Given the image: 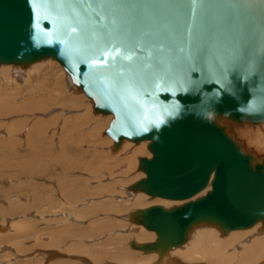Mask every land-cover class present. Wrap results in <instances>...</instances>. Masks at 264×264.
<instances>
[{
  "label": "water",
  "instance_id": "water-1",
  "mask_svg": "<svg viewBox=\"0 0 264 264\" xmlns=\"http://www.w3.org/2000/svg\"><path fill=\"white\" fill-rule=\"evenodd\" d=\"M45 59L114 114V149L149 141L130 188L184 201L135 210L158 235L134 248L161 260L199 222L264 230V195L237 188L264 182V158L222 122H264V0H0V65Z\"/></svg>",
  "mask_w": 264,
  "mask_h": 264
},
{
  "label": "bare ground",
  "instance_id": "bare-ground-1",
  "mask_svg": "<svg viewBox=\"0 0 264 264\" xmlns=\"http://www.w3.org/2000/svg\"><path fill=\"white\" fill-rule=\"evenodd\" d=\"M55 62L52 59H45L25 66V68L11 64L0 65V86H11L13 93L14 89L22 87V93L20 94L23 95L19 98L22 99V102L15 104L7 97L11 96L13 98L19 95V92L17 94L15 90L16 93L10 94V91H6L7 94H5V90L1 91L0 89V119L9 120L14 114L18 116L24 114L30 118L36 117L35 119L32 118L33 122L28 121L30 131L34 130L36 132H33V136L37 137V133H39V138H41L43 133L48 134L47 131L43 130L46 129L45 126L56 127L53 131L51 128L49 132L50 137H54L55 134L56 136L58 135V138H56L59 144L55 145L56 147L58 146L59 150L55 152H57L58 160L61 164V168L59 167L61 175L58 180L56 179L57 185L55 186L58 187L56 193L54 190H51L55 193L56 198H52L53 195L49 196V194L43 199L44 195H47L49 192L47 194L44 193L43 197H36V200L46 201L49 205V207L47 205L48 208L52 207L51 203H57L58 206L56 208H51L52 213L44 212L45 214H42L47 215L46 219L43 218L45 221H48H44L47 223L46 228H51L50 226L54 222L56 223V229L52 230L48 235L44 234L45 236L42 237V241L45 245L41 244L42 241L40 242V237L37 232L32 237L35 241L29 242V244L34 245L35 242L37 243L39 241L41 246H45L46 248H42L43 251L41 253L43 257L48 256L46 255L48 251L50 252L56 249L55 246L57 248L60 246V249L56 251L60 254L62 253L61 251L63 253L64 250L67 251L68 255L65 253L64 259L70 258L71 261H74L70 264H264V230H262V222H258L250 228L234 229L229 232H225V229L220 223L200 224L199 222L193 224L188 231L186 239L177 246L169 249L162 256L161 260H159L160 254L158 252L144 254L141 252L143 250L134 248L132 242L138 244L151 242L158 235L157 232L149 230L143 224L144 227L134 224L136 220L132 218V214L135 210L145 209L153 205H163L166 208H170L181 205L184 201L155 197L153 204L149 205L148 203L146 205V201H149L153 197L142 191L134 192L130 188L134 182L146 176L145 172L142 170V172L138 171V168L141 157H152V153L148 148L149 141L146 140L134 144L135 142L125 139L117 149H114L115 141L112 140V137V139L108 138V136L107 138H101L102 133H106L107 128L114 118V114H107L108 116H101V114L93 116L91 113L93 109L95 110V100L90 99L82 88L73 82L69 74V78L66 76L65 71L67 73L69 72L58 60V64H61L65 71ZM31 79L35 82L38 79L36 82V86L38 87H29L32 84H30ZM40 83L47 85H40ZM59 87L62 88L59 89ZM57 90H60V92L57 93ZM28 91L30 92L24 94ZM79 92L81 94H78ZM27 97L30 100L24 102L23 99ZM88 97L92 101L88 100ZM47 100L54 102L52 106L50 105L51 107L46 106ZM79 101H83L87 106L80 105ZM109 104L114 108L118 105L113 100H110ZM41 109L43 112L40 111ZM49 112H55L57 114L64 113L65 118L62 117L64 120L59 127L56 124L58 118H55V122L52 121V118V120L45 118ZM76 114L80 116L74 117ZM81 115L83 116L81 117ZM43 118L47 121L42 122L38 120ZM20 122L19 124H27L24 121ZM222 122L228 124V131L233 133L238 141L243 142V146L247 151L249 150L260 158H264V122L259 124L245 122L240 124L234 123L232 119ZM7 126L6 131L2 130L0 133L5 132L7 135L21 137L20 132L19 134L15 133L14 124ZM24 126L25 128L27 127L26 125ZM29 132L27 131V133ZM25 139H27V136H25ZM95 147L98 152V147L99 149L102 148V153H104L98 156L99 160L95 156L96 153L93 152L95 153L93 154L90 151V149ZM70 148L75 149L76 153L74 154V151L73 155L67 153ZM80 151L82 153H79ZM46 153L50 154L49 151ZM44 158L46 159V157ZM34 168L39 171L37 166ZM45 181H48V177ZM256 181H250L248 179L244 183L246 185L244 188L239 185L237 187L239 194L242 195L244 193V196H246V189L255 185L256 192L253 196H257V198L263 196L264 182L257 183ZM211 189L212 183L193 199L205 195ZM31 193L33 194L35 192L33 191ZM107 198H111V202ZM119 200L122 202H119ZM111 216L117 217L116 220L120 221L119 226L116 223L115 225L117 227L112 228L108 233L107 231L106 233L103 232V228L98 229L95 227L98 221H103L105 218L109 219ZM27 221H10L8 224L0 223V235H11L13 233L22 235L24 232L29 234L28 231H33L31 230L33 224H26ZM66 223L73 224L66 225ZM176 224L175 222L171 223V230L174 234L178 235L180 234V227H174ZM76 225L81 226L77 231L75 230L77 228ZM83 225L85 226L84 228ZM42 231L48 233L47 230ZM97 231H101V235H91V233H97ZM67 236H70V238L66 242H63L62 240ZM123 242L125 244L128 243L129 247H132L134 254L133 252L130 253L133 256H126L121 252L120 248ZM97 245L101 248L96 249ZM79 250H82L79 252L81 256L75 255ZM102 255L106 259L111 258L115 263L105 261V259H102Z\"/></svg>",
  "mask_w": 264,
  "mask_h": 264
},
{
  "label": "rangeland",
  "instance_id": "rangeland-1",
  "mask_svg": "<svg viewBox=\"0 0 264 264\" xmlns=\"http://www.w3.org/2000/svg\"><path fill=\"white\" fill-rule=\"evenodd\" d=\"M52 60L54 62L56 61L55 63L58 64L57 60H54V59H52ZM20 67H23V66H20ZM59 67L60 68L62 67L61 64L59 65ZM22 71H25V70H22ZM64 71H65V69H64ZM65 74L69 78V75L66 71H65ZM37 80H36V82H37ZM36 82L33 79H31L30 84L31 83L32 84L29 85V87L30 86L38 87V86H36ZM40 85H47V84L40 83ZM3 86H5V88H3ZM3 86H0V89H1V91L5 90L4 91L5 94H7L6 91L7 92L10 91L11 92V93L9 92L10 94H14L16 92L18 94V92H19V95L15 96L13 98L11 96H8L7 98H10V100L15 104H20L22 102V99H19L20 96H23L20 94V93H22V89H21L22 87L14 89V93H13V89H11L12 88L11 86H9V85L8 86L3 85ZM60 88H62V87H59V89ZM15 90H16V92H15ZM29 92L30 91H28L24 94H27ZM58 92H60V90H57V93ZM81 92H79L78 94H81ZM90 99L88 97V100H90ZM16 100H18V101H16ZM27 100H30L29 97L23 99L24 102H26ZM31 100H33V98H31ZM90 101H92V100H90ZM53 103L54 102L47 100L46 106L51 107ZM79 104L82 106H85V107L87 106L83 101H79ZM40 111L43 112L42 109ZM58 111H59V109H58ZM44 112H46V111H44ZM97 113L93 109L91 114L93 116L100 115V114H101V116H105V115L108 116L107 114H103V113L97 114ZM79 116L80 115H77V114L74 115V117H79ZM82 116L83 115H81V117ZM24 117H25V119H24ZM62 117L65 118V115L63 112H61L60 114H57L55 112H49L47 114V116H45V118L47 120L53 119L52 121H54V122L56 120L55 118H58L56 120L57 121L56 124L58 125L57 127H59L60 124L63 122L64 118H62ZM32 118L33 117L30 118L24 114L21 116L14 114L9 118V120L7 119L8 121L4 120V119H3L4 120L3 121L2 119H0V131H2V130L6 131V129H7L6 127H8L7 125L10 124V126H12V124H14L15 125L14 126L15 127L14 128L15 133L19 134V132H20V134H21L20 135L21 137H17V135H14V136H11L9 134L7 135L5 132L0 133V223L2 224V222H3V224L4 223L8 224V223H10V221L11 222L12 221L17 222L20 220H25V221L29 220L30 222L27 221L26 224H29V225L33 224L31 227V230H33V231L32 232L28 231L29 234L27 232H24L22 235H17L15 233L11 234L12 236L10 234L4 235V236L0 235V263L1 264H10V263L11 264H65V263L67 264V262H68V264H70V263H73L74 261H71L70 258L64 259L65 253H67L66 255H68L67 251L64 250V253H63V251H61L62 252L61 254L58 253V251H56L57 249H60L59 248L60 246H58V248H57V246H55L56 249H53L50 252L48 251L46 254L48 256L43 257V255H41L43 249L46 248L45 246H41V244L45 245V243L42 241V237L50 234V232H52V230L56 229V226H55L56 223H54V222H52L53 224L50 226L51 228H46L47 223H45V222H48V221H45L43 218L46 219L47 215L45 216L42 214L44 212L45 213H52L51 208H54V207L56 208V206H58V205H57V203L53 204L54 203L53 202V203H51L52 207L48 208L49 205L47 204L46 201L44 202V201L36 200V197H38V196L43 197L44 193L47 194L48 192L49 193L47 195H44L43 199H45V196L47 197L49 194H50L49 196L53 195L52 198L55 197L56 189L58 188L57 186H55V185H57L56 179L58 180L59 176L61 175V173H60L61 164L58 160V154H57L59 148H58V146L56 147V145H55V144H59V142L57 140L58 135L56 136V134H55L54 137H50L49 132H50L52 126L51 127L45 126L46 129H43V130L47 131L48 134L43 133L41 135V138H39V135H40L39 133H37V137L33 136L34 133H36V132L34 130L30 131V129H29L30 125L28 123V121L33 122V119H35L36 117H34L33 119ZM45 118L38 119V120H40L42 122L47 121ZM71 118H73V117H71ZM19 121H21V122L24 121V123L27 122V124L26 123L23 124L21 122H20L21 124H19ZM24 125H26L28 128L27 127L25 128ZM47 127H49V128H47ZM54 128H56V127H54ZM54 128H52V131ZM27 131L28 132L30 131V132L27 133ZM26 133H27V135H26ZM52 134H54V133H52ZM25 136H27V139H25ZM107 136H108V138L112 139L108 134H106L104 132L102 133L101 138L102 137L107 138ZM31 138H32V140H31ZM28 140H29V142H28ZM112 140L114 141V139H112ZM134 144H137V143H134ZM98 150H99V152L96 150V147L90 149L91 153H93V152L96 153L95 156H96L97 160H99L98 156L102 153V148L99 149V147H98ZM47 151H49L50 154L46 153ZM55 151H57V152H55ZM73 151L75 154L76 150L73 148H70L67 153H69V154L71 153V155H73ZM79 153H82V152L80 151ZM95 153H93V154H95ZM102 154H104V153H102ZM37 155L40 158H38ZM44 157H46V159ZM43 164H44V166H43ZM36 166H37L39 171L35 170L36 168H34V167H36ZM41 167H42V169H41ZM55 168H56V170H54ZM40 171H41V173H40ZM43 171L45 174L43 173ZM138 171L142 172L141 170H139V168H138ZM30 177H31V179H30ZM47 177H48V181H45V180H47ZM51 190H54L55 193H53V191H51ZM33 191L35 193L32 194L31 192H33ZM134 192H137V191L134 190ZM107 199H109L111 202V198H107ZM54 201H56V199H54ZM105 201H106V199H105ZM149 201H146V203H147L146 205H148V203H149V205L153 204L154 198H151ZM22 202H24V203H22ZM119 202H122V201L119 200ZM27 203H28V205H27ZM41 204H44V205H41ZM47 205H48V207H47ZM24 208H25V210H24ZM30 210H32V211L30 212ZM37 211H38V213H37ZM116 218L117 217H115V216L114 217L111 216V218H109V219L105 218L104 219L105 221L104 220L100 221V222L98 221V223L95 225V227H97L98 229L103 228L102 231L105 233L107 231V233H108V232H110V230L112 228L117 227L115 225L116 223H118L117 224L118 226L120 225L119 224L120 221L116 220ZM33 220H34V222H33ZM42 223H44L45 225ZM67 224L72 225L73 223H66V225ZM134 224L144 227L142 224L137 223L136 221H134ZM76 227L74 226V228H76L75 229L76 231L81 228V226L79 227V225H76ZM84 227L85 226L83 225V228ZM42 230H47L48 233H46ZM36 232H37V234H39V237L41 238V239L39 238L40 242L41 241L42 242L40 244V242L38 241L37 243L35 242L34 245H31V244H29V242L35 241L32 237H33V235L36 234ZM30 233H32V234H30ZM97 233L93 232V233H91V235H93V234L94 235H101V231H97ZM29 235H31V236H29ZM225 236H227V235H225ZM118 237H120V236H118ZM69 238H70V236L69 237L67 236L62 241L66 242V240H68ZM23 241H24V243H22ZM112 242H114V241H112ZM112 242H110V243H112ZM121 242H119V243H121ZM26 245H28V246H26ZM99 248H101V247L97 245L96 249H99ZM120 249H121V252H123L126 256H133L132 253H130V252H133L132 247H129L128 243L125 244L123 242ZM22 250H23V252H22ZM81 251L82 250H79L78 253L76 252L75 255L81 256V254H79V252H81ZM141 252L144 254L153 253V252H144V251H141ZM133 254H134V252H133ZM102 257H103V255H102ZM102 259H105V261L115 263V261L112 260L111 258L106 259L103 257ZM106 264H109V263H106Z\"/></svg>",
  "mask_w": 264,
  "mask_h": 264
}]
</instances>
